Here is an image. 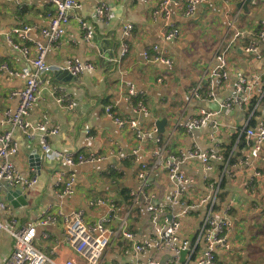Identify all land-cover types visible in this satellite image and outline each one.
I'll list each match as a JSON object with an SVG mask.
<instances>
[{"label": "crops", "instance_id": "crops-1", "mask_svg": "<svg viewBox=\"0 0 264 264\" xmlns=\"http://www.w3.org/2000/svg\"><path fill=\"white\" fill-rule=\"evenodd\" d=\"M160 1L78 0L79 7L70 13L65 34L58 44L49 46L46 55L53 68L51 84H63L75 108L69 110L59 104L51 84L47 83L31 108L29 119L33 125L48 119L49 126H58L57 134L46 136L53 149L82 153L92 151L107 158L73 167L51 163L42 152L43 132L36 131L33 137H29L19 128L14 129L13 139L18 143L19 151L13 162L23 180L36 181L24 188L28 204L19 207H13L6 198L13 185L6 180L1 182L0 197L11 210L2 211L0 219L9 224L14 216L17 225L21 226L37 222L47 210L70 213L82 209L89 222L111 214L112 227L117 228L125 222L134 238L115 237L100 264H147L153 258L167 260L172 257L169 250H132L134 243L149 238L153 231L144 201L136 205L131 203L130 191L140 184L139 172L147 170V194L151 195L154 204L169 206L174 187L164 165L153 168L155 151L158 146L163 147V158L167 159L170 155L178 156L198 146L201 150H218L222 158L212 160L211 169L199 158L184 164V170L194 177L195 182L187 188L183 200L196 206L181 216V236L189 238L195 245L209 208L208 203H202L201 199L211 192L216 181L220 190L215 212L222 216L228 209L232 219L229 232L232 249L220 251L217 256L220 264H264V149L259 159L250 158L245 163L248 155L245 129L264 119L261 109L264 98L255 112L252 107L243 110L221 108L224 99L234 93L241 76L264 69V43L258 36L264 20V0H252L248 11L237 6L240 0L228 4L210 0L200 4L193 15H186L172 2L169 19L153 15ZM178 1L184 3V0ZM100 2L109 6V17L104 20L97 15ZM53 12L54 7L49 0H0V65L7 63L15 71L27 65L35 49L32 47L31 54L24 56L8 42V34L14 27L25 23L47 26ZM78 18L85 20L93 31L91 39L85 38L87 31L81 27ZM127 23L134 25L128 37L124 32ZM168 24L180 29L177 39L167 41L164 38L171 27ZM238 30L242 31V35L235 42V47L227 52L229 80L214 87L206 85L200 97L192 95V87L204 80L203 71L214 60L218 44L231 39ZM30 36L48 43L38 33L33 32ZM94 36L99 37L98 41L94 40ZM123 41L129 43V51L121 56ZM250 41L258 43L260 58L257 53L246 51ZM156 44L173 59L171 65L145 57L144 51L152 54ZM113 48L115 58H107L106 54ZM73 57L90 61L95 68L79 74L76 80L58 81L60 68ZM128 82L134 83L143 94L150 111L148 115L134 114L125 101ZM25 83L21 76L0 69V132L7 128L1 126L5 112L18 105V100L10 96L11 91L24 87ZM209 92L212 94L209 95ZM110 103L116 106L120 115L136 116L149 136L140 141L133 130L119 127L109 119L105 107ZM202 108L215 113L213 122L218 129L212 124L193 129L181 125L189 123ZM163 118H167V123L159 132L157 121ZM154 126L157 131H154ZM134 150H137V155ZM33 154L41 157V167L37 168L31 162ZM255 168L260 169L262 174L252 185L249 181ZM60 171L76 174L73 194H59L62 189V184L57 181ZM97 198L106 200V203L92 205L91 201ZM112 203L115 208L111 211ZM182 208V205L168 207L167 215L171 216ZM63 231L61 222L40 226L34 244L59 261L73 257L75 251L64 240ZM14 243L9 232L0 230V264H4L10 256ZM203 248L204 244L200 243L198 249Z\"/></svg>", "mask_w": 264, "mask_h": 264}, {"label": "built area", "instance_id": "built-area-1", "mask_svg": "<svg viewBox=\"0 0 264 264\" xmlns=\"http://www.w3.org/2000/svg\"><path fill=\"white\" fill-rule=\"evenodd\" d=\"M54 7V12L50 14L49 23L47 26L39 27L37 25L21 24L14 27L8 34V42L17 50H20L24 56L31 54L32 47L35 49V54L29 59V63L20 71H15L9 68L7 63L0 65V69L7 71L11 75H19L25 79L24 87L11 91L10 96L18 100V105L15 109L9 108L1 121V126L7 127L0 132V185L6 180L13 187L20 186L24 188L31 186L36 180H23L18 173V170L13 162V158L19 151V146L13 139V130L19 128L27 136L33 137L36 131L44 133L42 143V152L44 158L51 163H64L69 167L77 164L100 162L106 159L104 155L96 154L92 151L88 153L75 151H60L53 149L47 141L46 136L55 135L58 133V126H49L48 119L38 122L33 125L29 119L30 110L39 99L41 89L47 83H50L52 66L47 62L46 55L50 45H56L60 42L65 34L66 26L70 20V13L79 7L78 0H49ZM210 0H184V3L176 0H161L156 9L153 11L155 17L165 19L170 18V4L174 2L176 6L183 9L186 15H193L200 4ZM222 3H230L235 0H216ZM243 1V0H240ZM97 15L104 20L109 17V6L105 2H100L97 8ZM80 25L85 29L87 40L93 37V31L88 28V23L78 18ZM169 29L165 33V39L172 41L180 36V29L173 24H168ZM125 36H130L134 28L133 23L125 25ZM38 33L42 39L47 40L44 44L41 40L33 39L31 33ZM242 35V31L238 30L231 39L218 44L214 60L205 67L203 71V81L194 85L191 89V94L200 97L202 90L206 85L214 87L217 84L224 83L229 80V61L227 52L235 47V42ZM259 40L264 43V20L261 22L259 30ZM22 39L20 43L16 40ZM247 52L257 53L259 55V45L256 41H250L245 47ZM129 51V43L122 42L121 56L126 55ZM147 58H152L153 61L165 65H171L173 59L165 55V52L159 45H154L153 53L148 50L144 51ZM94 63L83 61L79 57H73L60 69H66L70 74L78 76L86 70H93ZM161 80V79H160ZM51 90L54 93L59 104L69 110H74L75 104L73 99L67 92L66 87L60 83L51 84ZM212 92H209L211 95ZM141 96L138 101H134V97ZM264 98V69L262 71L253 72L249 76H241L236 85L234 93L221 103V108H238L240 110L246 107H252L255 112L261 105ZM124 99L132 108L134 114L148 115L150 113L143 94L137 89L132 82L127 83V89L124 94ZM264 115V106H262ZM105 113L109 119L114 121L119 127L129 128L136 134L138 140L143 141L149 136L139 124L136 116H122L116 109L114 104H107ZM214 112L208 109H200L199 113L193 117L189 123H181L188 129L198 128L204 125L212 124L218 129L217 124L213 122ZM154 131L157 127L154 126ZM246 141L248 147V155L245 158V163L251 158L252 160L259 159L264 149V119L260 120L256 125L249 126L245 129ZM160 141L159 138L156 139ZM137 155V150L133 151ZM164 149L161 146L155 151L153 168H158L161 165L167 169L170 181L174 187L173 197L169 206L157 205L152 202L151 195L147 194L148 179L147 170L139 172L140 184L137 188L130 191L131 203L136 205L139 201H144L145 209L149 214L152 235L144 239L142 242L133 244L132 250L143 252L148 249L154 251L169 250L172 252V257L167 260L158 258L150 259L147 264H220L218 254L220 251H230L232 242L230 240V229L232 227V219L228 215V209L224 215L218 216L215 212V205L219 195V184L214 181L211 187V192L202 197L201 202L208 203L209 208L205 214L201 228L198 232L195 245L189 238H184L180 234L181 216L191 212V208L196 205H190L183 200V195L187 188L195 182L192 175L184 170V164L195 158H199L208 169L212 168L211 161L218 160L222 157L218 150H201L195 146L193 149L185 150L178 156H169L163 158ZM34 155V154H33ZM256 169V168H255ZM260 169L254 170V175L249 183L255 184L256 179L261 176ZM58 184H62V195L73 194L75 192L76 174L70 171H60L57 177ZM106 200L97 198L91 201L92 205H103ZM177 205H182V209L173 215H167V208H174ZM111 211L115 208L112 203ZM9 204L0 197V213L2 211L10 212ZM61 222L64 226L63 238L72 246L75 251V256L69 257L64 261H59L39 250L34 241L38 234V227H47L54 223ZM113 218L111 214H107L98 218L93 222L85 219V212L82 209L74 210L70 213H65L62 210L52 212L47 210L45 215L38 219L35 223L18 226L17 218L12 217L9 224H5L0 219V230H6L14 238V248L10 256L4 264H100L105 251L109 248L112 240L117 236H123L132 240L133 232L126 228V223L123 222L119 227H112ZM49 236L48 233H44ZM203 243L204 248L199 250V244ZM187 251L183 261H181V252ZM142 264V263H136Z\"/></svg>", "mask_w": 264, "mask_h": 264}, {"label": "water", "instance_id": "water-1", "mask_svg": "<svg viewBox=\"0 0 264 264\" xmlns=\"http://www.w3.org/2000/svg\"><path fill=\"white\" fill-rule=\"evenodd\" d=\"M252 2V0H243V1H239L237 3L238 7L243 8L244 10L248 11L249 10V4ZM96 37V39H95ZM99 37L94 36V40L98 41ZM107 58H111L114 59L115 58V53H114V48L112 49V51H110L109 54H106ZM77 76H74L72 74H70L66 69H61L58 72V77L57 80L58 81H62V82H70L73 80H76ZM167 123V118H163L162 120L157 121V126H158V131L162 132L164 130V126ZM31 162L37 166V168L41 167V157L39 155H32L31 156ZM7 201H9L11 203V205L13 207H19V206H24L27 205V195L23 192V190L21 189L20 186L17 187H13V189H11L8 193H7ZM187 254V251H182L181 252V261L184 260L185 256Z\"/></svg>", "mask_w": 264, "mask_h": 264}, {"label": "trees", "instance_id": "trees-1", "mask_svg": "<svg viewBox=\"0 0 264 264\" xmlns=\"http://www.w3.org/2000/svg\"><path fill=\"white\" fill-rule=\"evenodd\" d=\"M140 98H141V96L134 97V101H138ZM143 98H144V97H143ZM144 101H145V99H144Z\"/></svg>", "mask_w": 264, "mask_h": 264}]
</instances>
